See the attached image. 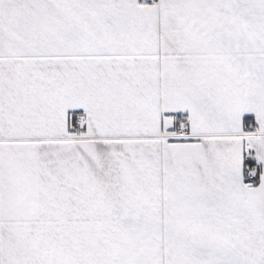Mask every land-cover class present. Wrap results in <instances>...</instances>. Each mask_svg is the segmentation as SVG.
<instances>
[{
	"label": "snow or ice",
	"instance_id": "1",
	"mask_svg": "<svg viewBox=\"0 0 264 264\" xmlns=\"http://www.w3.org/2000/svg\"><path fill=\"white\" fill-rule=\"evenodd\" d=\"M0 264H264V0H0Z\"/></svg>",
	"mask_w": 264,
	"mask_h": 264
}]
</instances>
